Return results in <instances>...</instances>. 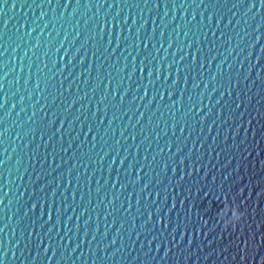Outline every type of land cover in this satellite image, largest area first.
Wrapping results in <instances>:
<instances>
[{"label":"water","instance_id":"1","mask_svg":"<svg viewBox=\"0 0 264 264\" xmlns=\"http://www.w3.org/2000/svg\"><path fill=\"white\" fill-rule=\"evenodd\" d=\"M0 264H264L260 0L0 4Z\"/></svg>","mask_w":264,"mask_h":264},{"label":"snow or ice","instance_id":"2","mask_svg":"<svg viewBox=\"0 0 264 264\" xmlns=\"http://www.w3.org/2000/svg\"><path fill=\"white\" fill-rule=\"evenodd\" d=\"M0 4L6 5L7 0H0ZM261 7H264V0H260ZM13 7H15V4H13ZM252 7H255V4H252Z\"/></svg>","mask_w":264,"mask_h":264}]
</instances>
